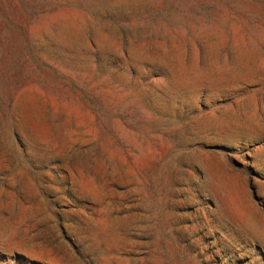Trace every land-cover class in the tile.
Masks as SVG:
<instances>
[{
	"label": "rangeland",
	"instance_id": "374dc122",
	"mask_svg": "<svg viewBox=\"0 0 264 264\" xmlns=\"http://www.w3.org/2000/svg\"><path fill=\"white\" fill-rule=\"evenodd\" d=\"M0 264H264V0H0Z\"/></svg>",
	"mask_w": 264,
	"mask_h": 264
}]
</instances>
